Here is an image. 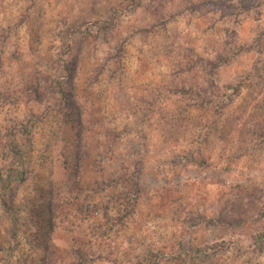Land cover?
I'll list each match as a JSON object with an SVG mask.
<instances>
[{
	"label": "rangeland",
	"instance_id": "rangeland-1",
	"mask_svg": "<svg viewBox=\"0 0 264 264\" xmlns=\"http://www.w3.org/2000/svg\"><path fill=\"white\" fill-rule=\"evenodd\" d=\"M263 230L264 1L0 0V264H264Z\"/></svg>",
	"mask_w": 264,
	"mask_h": 264
},
{
	"label": "trees",
	"instance_id": "trees-1",
	"mask_svg": "<svg viewBox=\"0 0 264 264\" xmlns=\"http://www.w3.org/2000/svg\"><path fill=\"white\" fill-rule=\"evenodd\" d=\"M263 1L264 0H261V2H263ZM106 28H107V26H106ZM237 53H238V51H236V54ZM67 56L68 55H65L61 59L62 67H63V71H64V76H66V79L64 77V79L59 80L56 83V85H57L58 93L61 95V98H62V102H63L62 108L68 109L71 113L74 114L78 108L76 107V104H74V101L72 100V98H73L72 92L69 91L66 88V86L69 84V82H71L73 80V73L76 72V65L77 64L74 60L71 61V60L67 59L68 58ZM222 62H225V61H222ZM219 66L220 65H215L216 68H219ZM32 93L35 96V95L39 94V90L34 89V91ZM65 124H68L66 119H65ZM70 128L71 129L74 128L73 123L70 125ZM81 133H82V130L80 129V134ZM119 136H117V138ZM146 152H147V149L144 146L143 153H141V154H143L142 158L146 157ZM62 155L64 156V164H63L64 167L63 168H68L69 156L64 154V153ZM75 160H77V159H75ZM138 164H142V161L138 160L137 163L134 162L132 165H130V167H124L120 171H114L113 173H111V175L109 176L107 181L104 180L102 182L103 185H105V187H103V190H110L111 191L110 196H111V199L113 202H118L117 204H121L119 202H121L124 199L127 202L126 204L121 205V209H120L121 212L118 215V217L115 219V221L112 223V226H116L118 224L124 223L125 220L129 219V217H132L137 212V209L139 208V204H140L139 201H140L142 192H141V185H140L141 184L140 183V177L137 175L138 174V166H137ZM76 171H78V169H76ZM23 174H24V171H19V179L22 181H24ZM1 180L3 183L2 185L6 188L9 184V182H12V175L10 173H8L6 176L2 177ZM129 184L134 186L135 190L125 189L129 186ZM101 185L98 186L95 183V185H93V186H98L97 188H100ZM118 188H120V190H116ZM94 190H96V189H94ZM4 202H5L4 204L7 206L6 201H4ZM114 205H116V203ZM254 242H255L256 246H260L261 248H263L262 246L264 244V230L261 233H259L258 235H256V237H254ZM226 247H227V245L223 246L220 244L206 245L202 249H196L195 252L198 254H201V256L202 255L206 256V255L211 254V253H216L217 251L224 249ZM75 252H76L78 258L80 259V261L83 262V264H88V262L90 260L93 262L95 261V258L90 257V255H88V253L85 252V249H83L82 246H78V249H76ZM144 260H145V258H144ZM148 260H151V259H146L144 261V263L150 264ZM151 261L153 262V260H151ZM156 264H158V263H156Z\"/></svg>",
	"mask_w": 264,
	"mask_h": 264
}]
</instances>
